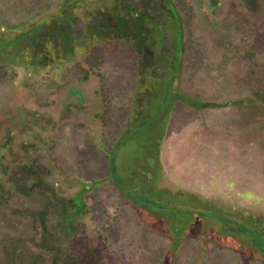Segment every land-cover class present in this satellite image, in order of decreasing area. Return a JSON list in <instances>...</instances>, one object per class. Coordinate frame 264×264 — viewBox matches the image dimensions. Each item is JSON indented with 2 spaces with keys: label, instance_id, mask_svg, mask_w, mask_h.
Masks as SVG:
<instances>
[{
  "label": "rangeland",
  "instance_id": "1",
  "mask_svg": "<svg viewBox=\"0 0 264 264\" xmlns=\"http://www.w3.org/2000/svg\"><path fill=\"white\" fill-rule=\"evenodd\" d=\"M123 1L0 0V264H264L245 237L214 234L197 212L264 234V0ZM100 11L104 32L72 43L64 62L47 59L69 49L74 14ZM142 12L152 17L137 52L114 22ZM82 77L85 115L57 112L65 103L50 97ZM42 186L81 194L71 221ZM140 186L163 202L148 214L164 216L133 209ZM166 217L185 230L175 252Z\"/></svg>",
  "mask_w": 264,
  "mask_h": 264
},
{
  "label": "flooded vegetation",
  "instance_id": "2",
  "mask_svg": "<svg viewBox=\"0 0 264 264\" xmlns=\"http://www.w3.org/2000/svg\"><path fill=\"white\" fill-rule=\"evenodd\" d=\"M112 1L117 2V0H112ZM126 1L127 0H125L123 2H126ZM67 4L69 5V3H67ZM104 14L105 13H103L102 11H100V13H92V12L84 13L85 17L84 16H78V14H74V15L72 14L74 16V18H75V23L73 25H71V29L69 30L68 36L66 37L67 41L70 43L69 49L65 50V52H62V51L55 52L54 51V52L51 53V56L48 57L47 59L50 60L51 63L52 62H64V61H66V59L68 58L70 53L73 52L72 43H74V42H76V41H78L80 39H84V38L90 40L91 38L96 37V33L104 32V29L108 28V25L106 23L102 22V20H104V18L102 17ZM68 15H69V18L66 15V20H65V22H67V25L71 23V20H73L71 18L70 14H68ZM124 15H125V17H118V18H116V20L114 22V28L117 31V33L119 32L116 36L118 37V39H123L124 38L127 41L132 42L133 45H136L134 50L137 51V52H140V48H141L142 45L140 44V34H141V32H140L139 28L141 29V27L145 26L147 19L151 18L152 16L150 14L142 12V13L136 15L135 19H132V15L131 14L125 13ZM90 16L92 18H89ZM96 17H99L98 20H97L98 23L95 22L94 18H96ZM86 19H88L90 21V23H88V24L84 23ZM75 24H79V25H75ZM134 27H137V29H134ZM131 29H133V30H131ZM177 29L180 30L179 27ZM15 42H17V41H15ZM179 46H177L176 51L179 48ZM13 48H14V45H13ZM74 48H76V46ZM39 57H43V52L42 51L39 52ZM50 61H47L46 63H48ZM152 64H153V62L151 63V65ZM37 78H35V80H37ZM56 79H58V78L56 77ZM35 80H34V83H35ZM69 81L73 82V83H67L65 85L63 83V86H70L72 84H73V86L66 87V89L63 91V93L53 94L50 97V103L52 105H57V102L59 100L60 101L62 100L65 103L64 104L65 109L61 108L62 110H59V105H58V106H56L57 107V109H56L57 112L63 113L66 116L69 115L70 113H76L77 114L79 112H82V115L84 116L85 115V113H83V111H85L84 108H88L90 106V97L85 92V89H86V87H85L86 78L85 77H82L80 79H76L75 78L74 80H69ZM30 86L31 85H29V87ZM18 87H20V86H18ZM18 87H16V88L17 89H23V87H21V88H18ZM54 88H56L55 91H57L59 89V86L54 87ZM2 92H4V94H5L6 90H3ZM17 94H18V92L16 93V95ZM53 97H55V98L52 99ZM1 100H4V99H1ZM96 106H97V103H96V100H95L94 108H96ZM102 110L103 109H100L99 112L102 111ZM78 117H79V114H78ZM84 118L85 117H83L81 119L83 123H84V121H83ZM144 122L145 121L142 122V125L144 124ZM19 149H22V147L19 148ZM110 160H111V162H113L112 158H110ZM23 168H24V171L28 175L32 174L31 168H33V166H31V168H30V166L23 167ZM109 171H110V174H112V173L114 174L115 167H114L113 164H110ZM39 176L41 177V173H39ZM114 176H115V174H114ZM111 180H112V183L114 182L119 187V185L117 184L118 181L116 180V176H115V179L111 178ZM79 187H81V189H83V185L80 184ZM43 188H44V186H42V190H38L37 189L35 191V192H40V193L44 194L43 202H47L46 204L50 208H55L56 210H59V209L61 210L60 221H63V222L64 221H66V222L71 221V217H73V216H72V214H69L68 208L70 206H74V207L77 206V204H75L76 200L79 202L78 205H81L80 204L82 202L81 194L78 193L74 197V199H66L67 200L66 201V200H63V199L55 196L53 193L50 194V192H52V191H50L49 189H43ZM86 189H83L81 192H84ZM143 189L141 187V193H130V195L135 196V197H132L131 199L130 198L128 199V201L130 202V204L133 207V209H135L137 211H140V212H146L147 213L146 216H148V217L156 216V217L160 218L159 217L160 215L164 216L163 214H159V213L148 214L149 212H154L153 207H157L158 208L159 207L158 204L159 203H163V202L158 200V198H155L153 196V194L150 193V190L148 192V195L144 196L143 195L144 194ZM138 191H140V190L138 189ZM145 191H147V190H145ZM158 194H162V193H158ZM142 200H143L144 204L141 203ZM175 202H176V205H179L176 200H175ZM198 211H200V212H198ZM206 211H208V210H206ZM197 212L200 213V215L202 217V220L200 222H205L207 224L209 219H206L205 215L202 216V213L203 212L205 213V211L203 209L200 210V208H199L197 210ZM210 212H212V211H210ZM196 213H194V214H196ZM218 213L220 215H224L223 211L222 212H218ZM168 218H170V217H166V220L168 222V229L170 231L169 232V236H170V239L172 241L171 242V246H170V250H171V252L172 251L175 252L177 250V248L179 247V244H180L179 240H182V239H179L180 232L184 233L185 230L184 229H179V222H181V221H177V220H173V219L171 220V219H168ZM195 219H197V218H195ZM211 219L213 220L211 222L214 224V232H215L214 234H218V232L221 234L226 228L225 229L222 228L220 223L218 221L216 222L213 219V217H211ZM40 223L42 225V229H44V231H46L44 216L41 217ZM218 225L220 226L221 229H219ZM232 225L234 227H231V228L233 230L236 229L235 231L240 236L245 237L249 241L248 244L249 245L251 244L254 247L253 248L250 245L252 247V249L254 251H256V253H260V254L264 255V248H263V250H261V249H259V247L255 246L251 242V239H250L249 235H247L246 232L242 231V227L243 226H240V225H238L236 223L232 224ZM248 225H252V227H251L252 231L258 232V230L256 229L255 224L246 223V226H248ZM215 227H216V229H215ZM228 227H230V226H228ZM213 235H211L209 237H212ZM220 238H221V236H220ZM230 251H232V250H230ZM61 264H63V262H61Z\"/></svg>",
  "mask_w": 264,
  "mask_h": 264
},
{
  "label": "trees",
  "instance_id": "3",
  "mask_svg": "<svg viewBox=\"0 0 264 264\" xmlns=\"http://www.w3.org/2000/svg\"><path fill=\"white\" fill-rule=\"evenodd\" d=\"M173 25H176V27L178 28V23L176 24V22L173 21ZM175 28H174V30H175ZM177 28H176V32H179V30ZM182 96L183 95L179 94L177 96H174V99L179 98V101H180L182 99ZM141 203L144 204L143 200L141 201ZM75 204L78 205L79 202L75 201ZM207 213H209L210 215H208ZM204 215H205L206 219H210L211 221H213L211 219V217H213V219L216 222L218 221L220 223L221 227L224 229L227 228L228 226L234 227L232 224H235V223L240 225V226H243L242 231L246 232V234L249 235L251 242L255 246L259 247V249L263 250V248H264V234L258 233L256 231H252V228L249 225L246 226V223H250V221L240 220L237 217L232 216V215H228L226 213H224V215H220L217 211H215V212H206L205 211V213L204 212L202 213V216H204ZM219 229H221L220 226H219ZM234 230H236V229H234ZM44 232H46V231H44ZM57 262L58 261H54L50 264H57ZM62 262H63V264H76L75 261L71 257H67ZM19 264H26V263H22V261H19Z\"/></svg>",
  "mask_w": 264,
  "mask_h": 264
}]
</instances>
